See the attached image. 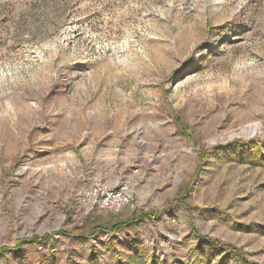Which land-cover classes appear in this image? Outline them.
Instances as JSON below:
<instances>
[{"label":"rangeland","instance_id":"1","mask_svg":"<svg viewBox=\"0 0 264 264\" xmlns=\"http://www.w3.org/2000/svg\"><path fill=\"white\" fill-rule=\"evenodd\" d=\"M200 236L264 264V0H0V264H242Z\"/></svg>","mask_w":264,"mask_h":264},{"label":"built area","instance_id":"2","mask_svg":"<svg viewBox=\"0 0 264 264\" xmlns=\"http://www.w3.org/2000/svg\"><path fill=\"white\" fill-rule=\"evenodd\" d=\"M81 200L89 208H95L100 211L119 212L130 203L131 195L126 184L110 187L97 182L83 193Z\"/></svg>","mask_w":264,"mask_h":264},{"label":"trees","instance_id":"3","mask_svg":"<svg viewBox=\"0 0 264 264\" xmlns=\"http://www.w3.org/2000/svg\"><path fill=\"white\" fill-rule=\"evenodd\" d=\"M141 218L139 216H137L136 218H132L130 219L129 221H120L118 223H115L113 228L111 229L112 231L114 229H117V228H120V227H125V226H136V224L139 222ZM200 241H206L208 242L209 244L211 243L213 246H216V247H219L221 248L224 252H232L234 254H236L240 261L242 262V264H247L243 258V256L240 254V252H238L235 248H233L231 245H228V244H220L212 239H208V238H204V237H198Z\"/></svg>","mask_w":264,"mask_h":264}]
</instances>
